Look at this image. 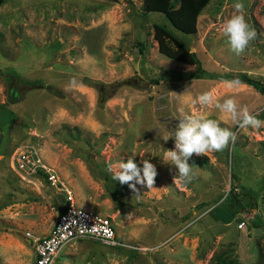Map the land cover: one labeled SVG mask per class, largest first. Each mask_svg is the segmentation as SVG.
I'll list each match as a JSON object with an SVG mask.
<instances>
[{"label":"rangeland","instance_id":"obj_1","mask_svg":"<svg viewBox=\"0 0 264 264\" xmlns=\"http://www.w3.org/2000/svg\"><path fill=\"white\" fill-rule=\"evenodd\" d=\"M236 2L201 0L193 34L160 12L140 11V0L1 3L0 264L27 260L25 234L44 235L67 193L112 219L121 244L78 238L53 264H264V126L241 128L216 107L231 98L264 121V94L244 82L228 89L231 79L208 75L243 72L264 81V0H239L257 33L239 55L223 33ZM155 24L199 66L159 53ZM207 92L213 101L203 105L198 97ZM189 116L217 120L236 140L190 157L195 179L182 187L164 150L174 149L177 125ZM26 148L53 170L55 185L17 166ZM128 159L155 165L152 188L135 184L133 192L114 179ZM231 186L243 207L226 222L214 209Z\"/></svg>","mask_w":264,"mask_h":264},{"label":"clouds","instance_id":"obj_2","mask_svg":"<svg viewBox=\"0 0 264 264\" xmlns=\"http://www.w3.org/2000/svg\"><path fill=\"white\" fill-rule=\"evenodd\" d=\"M234 9L235 13L223 26V33L228 38L231 50L239 55L248 48L251 41L256 39L257 33L245 20L243 3L237 0ZM70 83L75 85L77 82L73 78ZM224 84L228 89L244 87L239 80L224 81ZM80 86L83 87L82 84ZM198 100L201 104L208 105L212 103L213 96L207 92L200 95ZM216 107L241 128L264 126V121L250 114L247 108H239L234 99H226L222 104L217 103ZM235 140L236 134L228 128L221 127L217 120L204 116H189L180 120L175 131L174 149L164 150V160L170 162L177 170L173 182L186 187L195 179V166L188 163L190 157L224 151L230 143L234 145ZM118 168L119 171L114 175V179L122 185L127 184L133 192H136L135 184L152 188L157 176L155 165L148 160L143 161L142 168L138 167L133 159L120 162Z\"/></svg>","mask_w":264,"mask_h":264},{"label":"built area","instance_id":"obj_3","mask_svg":"<svg viewBox=\"0 0 264 264\" xmlns=\"http://www.w3.org/2000/svg\"><path fill=\"white\" fill-rule=\"evenodd\" d=\"M15 159L20 169L39 172L55 185L53 170L43 164L35 150L26 148L18 153ZM25 235L31 238L34 254L29 264H53L61 249L78 238H91L109 246L121 244L112 219L91 209L75 205L70 193L66 194L63 209L57 213L46 234L32 237L27 232Z\"/></svg>","mask_w":264,"mask_h":264},{"label":"trees","instance_id":"obj_4","mask_svg":"<svg viewBox=\"0 0 264 264\" xmlns=\"http://www.w3.org/2000/svg\"><path fill=\"white\" fill-rule=\"evenodd\" d=\"M4 0H0V5ZM200 3V4H199ZM201 6V0H140V11H157L162 13L169 23L185 34H193L196 30V18ZM153 38L157 44V50L163 56L184 64L199 66L198 59L193 52H189L176 38L168 33L163 27L153 25ZM138 50L142 52V43L138 42ZM204 73L199 70V74ZM214 78L239 80L254 87L261 94H264V81H258L246 76L245 73H222L208 74ZM239 192L236 186H231L226 195L215 207L217 215L226 222H229L237 213L243 203L239 200ZM63 207H58L61 212Z\"/></svg>","mask_w":264,"mask_h":264},{"label":"crops","instance_id":"obj_5","mask_svg":"<svg viewBox=\"0 0 264 264\" xmlns=\"http://www.w3.org/2000/svg\"><path fill=\"white\" fill-rule=\"evenodd\" d=\"M49 229V228H48ZM48 231V230H47ZM46 234V233H45ZM25 240L28 242V239L27 238H25ZM32 247V246H31ZM33 251L31 252V254H29V256H28V258H27V260L26 261H21V263H20V261L19 262H17V261H14L13 260V258L14 257H12V256H10V258L11 259H9V260H5L3 263L4 264H29L31 261H32V259H33Z\"/></svg>","mask_w":264,"mask_h":264},{"label":"water","instance_id":"obj_6","mask_svg":"<svg viewBox=\"0 0 264 264\" xmlns=\"http://www.w3.org/2000/svg\"><path fill=\"white\" fill-rule=\"evenodd\" d=\"M13 97H14V96H13V89H12V91H11V93H10V95H9L8 100L11 101V100L13 99Z\"/></svg>","mask_w":264,"mask_h":264},{"label":"bare ground","instance_id":"obj_7","mask_svg":"<svg viewBox=\"0 0 264 264\" xmlns=\"http://www.w3.org/2000/svg\"><path fill=\"white\" fill-rule=\"evenodd\" d=\"M72 198V197H71Z\"/></svg>","mask_w":264,"mask_h":264}]
</instances>
